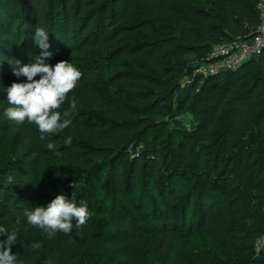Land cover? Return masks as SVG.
<instances>
[{
  "label": "trees",
  "instance_id": "obj_1",
  "mask_svg": "<svg viewBox=\"0 0 264 264\" xmlns=\"http://www.w3.org/2000/svg\"><path fill=\"white\" fill-rule=\"evenodd\" d=\"M258 2L0 0V102L7 101L5 88L23 82L2 71L28 61L15 21L26 26L32 54L36 27L47 29L53 46L73 24L80 34L76 45L61 49V59L82 72L59 109L69 110L76 99L68 129L41 140L31 124L0 113V161L30 164L37 193L31 208L47 207L59 194L71 199L75 191L77 203L88 206L98 239L116 240L115 209L122 206L134 227L149 230L143 239L150 253L154 241L162 246L167 264H177L188 246L208 247L216 258L212 264H264V249L255 251L264 233V55L243 64L256 66L260 82L253 87L242 85L245 76L237 69L219 75L197 70L215 43L252 38ZM184 69L190 75L183 90ZM150 130L164 135L141 146ZM69 135L70 146L64 144ZM46 140L57 142L49 156L41 152ZM62 150L70 151L58 154ZM8 190L22 195L15 187ZM17 218L20 231L12 247L32 256L31 264H51L63 241L85 243L75 223L71 233L54 238L14 214L0 212V226L10 232ZM226 233L250 241L239 245ZM34 243L41 247L33 249ZM83 264L115 263L110 252L88 247Z\"/></svg>",
  "mask_w": 264,
  "mask_h": 264
},
{
  "label": "rangeland",
  "instance_id": "obj_2",
  "mask_svg": "<svg viewBox=\"0 0 264 264\" xmlns=\"http://www.w3.org/2000/svg\"><path fill=\"white\" fill-rule=\"evenodd\" d=\"M4 7H0V11L3 10ZM5 10V9H4ZM170 15L163 16V19L169 18ZM15 36L19 40V45L22 46V50L26 52L28 56V61L21 65L28 64L30 62H34L37 56H40L43 49L40 52H37V45L35 46V53H30L28 51L27 45V28L25 25L20 22L15 21ZM47 31V29H45ZM229 31L236 36L238 33L229 28ZM22 35V38L21 36ZM78 35L79 31L77 27L73 24L71 26V30L67 33H61L59 36L54 38L55 44L53 46L52 40H50L49 48L47 51L51 52L53 55L50 60L46 61L52 65H55L57 62L61 61L63 52L61 49H69L73 45L78 43ZM60 49H56L57 47ZM30 47V46H29ZM26 56V57H27ZM192 65L195 66L196 60L191 58ZM264 65V63H262ZM17 66H12L6 71H2L3 76L9 77H17L13 74L14 69ZM237 72L241 73L245 76L244 82L242 85L254 86L258 85L260 79L258 77V72L256 70V66H243L237 68ZM183 77L181 79V88L184 90L187 88L189 84V72L187 69H184ZM23 82H26V77H17ZM39 79V76L36 77ZM8 108V101L0 102V113L5 112ZM34 131L38 130L34 124H31ZM162 130H150L143 138L141 146H149L155 140H158L163 134ZM54 143L57 146V142L53 140H46L42 142L41 152L44 156H49L53 153L52 150L47 149V143ZM70 150H62L58 154H65ZM0 176L4 179V188H0V212H5L9 214H14L20 216L25 223L26 217H24V211L26 209L31 208L32 202L36 199L37 193L35 190V175L34 171L31 168L29 163L23 164L22 167H18L15 161L11 157L4 158L0 161ZM8 187H15L19 189L22 193L15 194L9 193ZM115 218L118 224V236L115 241H108L106 239H98L93 236L92 229L87 222L85 226L81 227L82 237L84 239V245H73L68 241H63L59 243L60 249H62V253L60 255H56L51 264H83L85 260V253L88 247H91L98 251H108L113 255L115 264H167L165 262L166 252L162 248V246L154 241L151 246L154 253H150V251L146 247V241H144L143 237L149 231L145 228H136L133 226L130 215L128 212L122 207L117 206L115 209ZM38 231L41 229L36 228ZM208 230H211L207 226ZM226 236L233 240L235 243L247 244L250 241V236H236L230 233H226ZM5 235H0V241L5 240ZM12 253L17 255L18 264H31L33 262L32 256L23 255L18 249L12 247ZM256 251V250H255ZM254 254H256L253 251ZM75 257L74 261L70 263V259ZM177 264H212L215 262V257L208 252V247L197 248L195 246H188L185 250H183L179 256L177 257ZM170 264V263H169Z\"/></svg>",
  "mask_w": 264,
  "mask_h": 264
},
{
  "label": "clouds",
  "instance_id": "obj_3",
  "mask_svg": "<svg viewBox=\"0 0 264 264\" xmlns=\"http://www.w3.org/2000/svg\"><path fill=\"white\" fill-rule=\"evenodd\" d=\"M35 43L44 51L37 56L34 62L17 66L13 74L17 77H26V82H13L5 88L8 107L4 115L18 124H34L40 132V139L46 136L64 132L72 125L70 112L77 109V101L71 99L69 110L61 113L59 109L68 101L70 92H73L82 78V72L67 60H61L55 65L47 63L52 53L47 51L48 32L41 27L35 28ZM39 76V79L36 77ZM73 137L67 136L64 144L70 146ZM47 149L55 151L54 143H47ZM76 189L77 184L70 185ZM27 225L43 230L48 238H54L58 233L69 234L75 228L85 226L90 218V212L84 201L77 203L75 191L72 198L64 194L57 195L47 207L36 206L24 211ZM21 221L17 218L12 231L0 226V235L6 240L0 241V264H18L17 255L12 253V246L17 243ZM27 230V229H25ZM41 247L40 243L32 244L33 249Z\"/></svg>",
  "mask_w": 264,
  "mask_h": 264
},
{
  "label": "built area",
  "instance_id": "obj_4",
  "mask_svg": "<svg viewBox=\"0 0 264 264\" xmlns=\"http://www.w3.org/2000/svg\"><path fill=\"white\" fill-rule=\"evenodd\" d=\"M257 8L260 20L256 32L250 40H231L215 43L207 56V63L197 68L205 74L219 75L235 70L253 57L264 55V0H259ZM264 249V233L255 241V250Z\"/></svg>",
  "mask_w": 264,
  "mask_h": 264
}]
</instances>
